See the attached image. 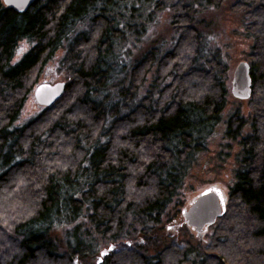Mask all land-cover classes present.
I'll return each mask as SVG.
<instances>
[{"label": "trees", "instance_id": "trees-1", "mask_svg": "<svg viewBox=\"0 0 264 264\" xmlns=\"http://www.w3.org/2000/svg\"><path fill=\"white\" fill-rule=\"evenodd\" d=\"M219 1L36 0L21 13L0 0V264H264V0L230 2L252 39V94L231 109L230 64L201 18ZM169 7L171 38L148 41ZM53 66L64 92L23 120ZM222 124L233 178L200 238L182 189Z\"/></svg>", "mask_w": 264, "mask_h": 264}, {"label": "rangeland", "instance_id": "rangeland-1", "mask_svg": "<svg viewBox=\"0 0 264 264\" xmlns=\"http://www.w3.org/2000/svg\"><path fill=\"white\" fill-rule=\"evenodd\" d=\"M231 1L221 0L219 1L220 3L218 2V4L209 6L201 16L202 19H207L211 24L214 41L212 44L222 49L230 64L228 89L230 92L229 99L233 104L228 107L229 109H231V106L239 104H242L243 107L245 106L243 102L239 103V98H236L232 94V77L238 63L243 60L246 61L247 54L252 45V39L241 28L243 16L231 8ZM172 14L173 10L170 7L158 14L156 24L148 35L150 36L148 41L158 39L159 37L166 40L171 38L173 34L171 26ZM23 48H26V44ZM59 81L63 80L58 75L55 67H46L41 73L40 79L35 87L42 82L56 83ZM35 87L33 89V98L29 100L25 113L23 114V120L35 115L41 108V105L37 103L34 97ZM223 130V124L216 129V133L210 139L208 151L200 155L192 170V174L188 177L182 189V199L185 202V209L190 206L201 192L209 188L219 189L226 206L229 194V183L233 178L234 153L237 151V145L233 141L225 139ZM186 225L188 224L186 223ZM171 226V223L166 224L169 233L173 232ZM208 231L209 227L206 228L204 236ZM192 232L198 237L194 228ZM97 258L100 260L102 257L99 255Z\"/></svg>", "mask_w": 264, "mask_h": 264}, {"label": "water", "instance_id": "water-1", "mask_svg": "<svg viewBox=\"0 0 264 264\" xmlns=\"http://www.w3.org/2000/svg\"><path fill=\"white\" fill-rule=\"evenodd\" d=\"M8 6L24 13L29 10L36 0H4ZM66 88L64 81L56 83L42 82L35 87L34 97L40 105L49 106L57 100ZM232 94L239 99H248L252 94V79L250 64L241 61L236 66L232 77ZM226 206L219 189H206L201 192L190 206L184 209L185 222L193 227L197 235L202 238L206 228L210 227L225 212ZM114 246L103 249L101 257L105 256Z\"/></svg>", "mask_w": 264, "mask_h": 264}]
</instances>
